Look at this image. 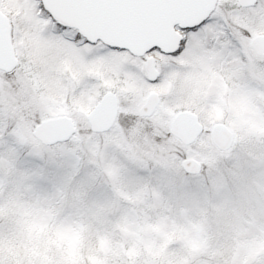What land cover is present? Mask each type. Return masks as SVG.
Segmentation results:
<instances>
[{
  "label": "trees",
  "instance_id": "1",
  "mask_svg": "<svg viewBox=\"0 0 264 264\" xmlns=\"http://www.w3.org/2000/svg\"><path fill=\"white\" fill-rule=\"evenodd\" d=\"M0 8L11 15L3 3ZM36 74L54 89L55 79L39 68ZM0 109V264H264V202H248L256 198L255 166H243L245 151L217 157L211 174L191 180L197 174L179 162L186 146L170 143L166 124L155 131L157 138H168L163 150L127 145L131 130L93 132L88 124L80 146L72 139L49 145L68 148L51 160L47 151L31 149L43 144L31 136L40 120L23 138L20 126H6ZM254 114L264 132L261 114ZM89 133L108 134L93 146L92 163L86 155L94 143L87 145ZM224 167L234 168L235 177L226 179ZM260 179L264 188V172ZM49 183L57 186L55 195L45 190Z\"/></svg>",
  "mask_w": 264,
  "mask_h": 264
},
{
  "label": "rangeland",
  "instance_id": "2",
  "mask_svg": "<svg viewBox=\"0 0 264 264\" xmlns=\"http://www.w3.org/2000/svg\"><path fill=\"white\" fill-rule=\"evenodd\" d=\"M3 4L11 12V15L8 14L10 18L15 21L14 29L17 30L19 38L18 57L20 60L22 59V64L13 76H10L9 72L4 75L3 70L0 71V106L3 107V113L1 112V114L5 118L6 126L13 124L14 126H20V136L28 138L30 136L28 126L34 122V119L41 121L42 118L49 117L45 115L49 114V105L57 101L56 97H59L58 91L61 92L59 102L62 103L66 98L70 105L73 98V87H75V96L79 98L83 90H85L84 93L92 91L100 83L96 79L83 75L80 81L73 85L64 73L60 71L62 64L70 58H77L82 64L99 63V54L82 52L72 44L70 39L65 38L58 29L46 25L34 17L32 15V6L26 0L25 2L3 0ZM229 5L232 8L239 7L237 0H233ZM255 9V12L264 10V0ZM252 27H264V11L254 16ZM263 29L261 30L264 33ZM202 33L203 30L188 36L187 42L178 56H169V58H173V61H176V66L185 67L182 68L183 75L189 87L187 85L183 87L182 84L185 82H183L182 78L181 80L178 78L181 81L180 87L183 88H177L175 85L171 86L168 94L160 97V104L164 108L178 110L180 106H187L191 103L205 125V131L200 136V139L198 137L195 141L196 143L193 142L189 145L182 143L186 146V148L183 147V156L185 155L186 157L187 151L191 150L192 153L198 154L205 161H211L210 163H203L202 170L199 173H192L197 175L190 178L191 180L202 181L206 175L211 174L213 167L220 160L218 158L227 157L234 151L242 150L248 154L243 166L245 168L255 166L253 170V177L255 178L252 182L254 183L255 191L253 192L252 190V192L256 198L250 197L248 202H254V200L256 202H264V188H262L263 184L260 179L264 172L261 168V165H264V132L258 130L256 119H252V114L255 113L256 116L261 114L262 125L259 128L264 126V57H259L254 52H251L249 71L239 69L234 73L232 70V73L224 76L226 81L222 78V81L217 82L214 73H217L218 70L215 71L213 68V47H211L213 44L206 42L205 38L203 39V36H201ZM248 48L250 47L248 46ZM159 62V67H161L160 77L156 83L167 84V82H172L171 77L175 78L178 73L171 69L168 70L167 66L163 65L167 60ZM131 63L137 64L136 61L131 62L129 60L115 66L105 65V74L112 79L127 81L131 85V90L122 93L119 97L123 110L119 112L113 127L119 131L131 130V135L126 136L127 142L129 141L127 145L134 143V146L138 148V144L141 143L144 147L149 146L153 149L161 148L163 150L168 138H166L165 133L160 134L162 138H157L156 135L158 133L157 126H161V123L166 124V117H163L162 113L141 115L138 111L143 93L148 91L154 83L148 82L145 85L140 76L134 75V70L131 72L124 68L125 66L131 67ZM38 68L43 71V76L46 73L45 76L47 78L55 79L52 85L54 89L53 87L50 89L47 84L40 83L41 79L37 78L38 75L36 74ZM51 70L53 71L52 75ZM218 72L224 74V72ZM168 79L169 81H167ZM136 80L140 82L139 85L136 84ZM30 101L32 104H30ZM28 109L30 113L26 111ZM23 111H25L24 113L27 112L26 115L22 114ZM14 112L15 115H12ZM72 117L75 120L77 131L83 130V132L79 134L76 132L71 138V142H80V146L83 144L80 135L83 136L90 124L85 117L78 114H73ZM217 121H222L236 135V140L234 139L232 145L224 150L219 149L211 138V128ZM1 123L3 124L2 121ZM25 124L28 125L25 126ZM10 128L12 129V126ZM89 128L93 131L91 127ZM89 134H85V137ZM170 135H172L171 132ZM96 136L90 134L87 140V145L89 142L94 141V143H91L90 151L86 153L87 161L91 163L93 162V157L97 156V149H92L93 146H97L102 140L108 138V134H96ZM33 137L35 136L33 135ZM35 139L37 138L35 137ZM122 140H125V138H121ZM121 141L117 144L118 148L122 144ZM49 145L52 144L43 143L40 146L32 144L31 149L34 152L47 151L51 160L59 156L58 151H61V153H64V150L68 151L66 145L58 147ZM76 158L78 159V157ZM219 171H221V168H219ZM239 171H243L242 167H240ZM245 171L246 175L251 174V172H247V169ZM223 172H225L226 179L231 180L233 176L235 177L234 168L232 167H229L227 171L224 167ZM220 174L218 173V176ZM46 189H52L54 195L58 192L57 186L53 183H49ZM29 192L34 193L35 191ZM207 214L209 215V213ZM147 260H145L146 264L149 263V261L147 263Z\"/></svg>",
  "mask_w": 264,
  "mask_h": 264
},
{
  "label": "snow or ice",
  "instance_id": "3",
  "mask_svg": "<svg viewBox=\"0 0 264 264\" xmlns=\"http://www.w3.org/2000/svg\"><path fill=\"white\" fill-rule=\"evenodd\" d=\"M25 2V0H18ZM32 15L46 25L58 29L72 44L85 53H98L99 63L82 64L77 58L66 60L60 71L75 85L83 75L100 83L92 91L49 105V118H42L35 134L45 143L66 138L74 131L72 115L78 114L91 122L94 131L111 126L116 113L122 111L119 97L131 85L105 74V65H118L135 59L148 81H157V61L176 57L187 38L211 26L212 0H26ZM255 3V0H244ZM3 0H0V4ZM12 24L6 28L0 15V71L13 62ZM264 45V39L261 41ZM170 84L154 83L143 93L139 112L142 115L162 113L172 133L170 143L188 144L198 130V115L193 104L179 109L164 108L160 97L168 94ZM195 95V94H194ZM212 139L223 140V130L214 127ZM184 168L195 171L211 161L187 151L179 161Z\"/></svg>",
  "mask_w": 264,
  "mask_h": 264
},
{
  "label": "flooded vegetation",
  "instance_id": "4",
  "mask_svg": "<svg viewBox=\"0 0 264 264\" xmlns=\"http://www.w3.org/2000/svg\"><path fill=\"white\" fill-rule=\"evenodd\" d=\"M232 1L233 0H217L215 8L211 12V26L204 29L203 33L201 34V36H203L202 38H205L204 40L206 42L213 44V46L211 47H213L212 57L214 70L224 72V74H220L218 71L217 73H214L215 77L217 78V82H220V80L224 78V76L228 73H232V70L234 71V73L239 69L249 71L251 52H254L259 57H264V52L257 53L255 48L252 46L253 38L257 35L264 34L261 30L264 27H252V20L254 16L264 11L262 10L255 12V7H257V5L263 0H256L254 4L247 5H242L239 3V0H237L239 7L234 8L229 5V3ZM248 46L250 48H248ZM166 60L167 62H164L163 65L167 66L168 70L171 69L174 72L178 73L175 78L172 76V82H167V84H170L171 86L175 85L177 86V88H179L181 86V81H179L178 78L180 80L182 78L183 82H185L184 84H182L183 87H186L185 85L189 87L188 82L186 83V78L183 75L182 68L185 67H182L181 65L176 66V61H173V58H168ZM130 61L135 62V59H130ZM131 64L132 66L129 64V66L131 67L125 66L124 68L128 69L131 72L132 70H134V75L140 76V79L144 82L145 85L148 82L156 83L159 80L161 69V67H159V60L157 61L159 71V77L157 81L146 80L140 65L134 63ZM167 81H169V79ZM224 81H226L225 78ZM136 84L139 85L140 82L136 80Z\"/></svg>",
  "mask_w": 264,
  "mask_h": 264
},
{
  "label": "water",
  "instance_id": "5",
  "mask_svg": "<svg viewBox=\"0 0 264 264\" xmlns=\"http://www.w3.org/2000/svg\"><path fill=\"white\" fill-rule=\"evenodd\" d=\"M255 1H256V0H255ZM216 3H217V0H212V3L210 4V8H211L212 11L214 10V8H215V6H216ZM239 3L242 4V5L254 4V3H247V2H244V0H239ZM212 11H211V12H212ZM0 15L3 16V18H4V22H5V26H6V28H7L9 21H11L9 15H8L7 13H5L1 8H0ZM11 24H12V22H11ZM12 30H13V26H12ZM262 39H264V34L257 35V36H255V37L253 38V40H252V46L255 48V50H256L257 53H263V52H264V45H262V43H261ZM11 44H12V49H13V52H14L13 62H12L11 64H6V65H5V68H4V70H3V71H5V72H11V71H13V70L18 66V64H19V58H18V55H17V52H16V47H15L14 41H13V35L11 36ZM159 99H160V98H159ZM139 113H140V112H139ZM117 115H118V113H116V115L114 116L111 126L114 124V122H115V120H116V118H117ZM141 115H142V114H141ZM197 115H198V122H199L198 130L195 132V134H194L193 139L191 140V142L188 143V144H186V145H189V144L195 142L196 139L199 137V135H200V134L203 132V130H204V123L201 121L200 116H199L198 113H197ZM72 120H73V125H72V127H73L74 131H73L72 133L68 134L66 138L58 139V140H56L55 142H52V143H45L44 141H42V140H41V139L35 134L36 127L40 124L41 121H40L38 124L35 125V127H34V129H33V135H34L37 139L41 140V142H43V143H45V144H54V143L59 142V141L67 140V139H69V138H70V137H71V136L77 131V126H76V123H75V120L73 119V117H72ZM87 120H88V119H87ZM88 122H89V124H90L91 129L94 131V129H93L92 125H91V122H90L89 120H88ZM111 126H109L108 128L104 129L103 131L108 130ZM214 127H218V128H220V129L223 130V140H222L221 142L218 143V142H216V141H214V140L212 139V142H213V143H214L219 149L224 150V149L229 148V147L232 145L233 140H234V134H233L232 130H231L226 124H224V123H222V122H218V123L214 124L213 127H212V129H213ZM212 129H211V138H212V135H213V133H212ZM96 132H97V131H96ZM170 132H171V131H170ZM184 169H185L187 172H190V173H199V172L201 171V169H202V165L200 166V168H199L198 170H195V171H190V170H188V169H186V168H184Z\"/></svg>",
  "mask_w": 264,
  "mask_h": 264
}]
</instances>
